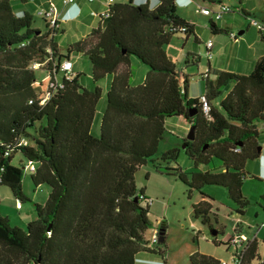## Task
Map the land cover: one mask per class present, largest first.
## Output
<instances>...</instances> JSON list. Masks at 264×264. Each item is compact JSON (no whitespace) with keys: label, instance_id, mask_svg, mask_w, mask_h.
<instances>
[{"label":"trees","instance_id":"1","mask_svg":"<svg viewBox=\"0 0 264 264\" xmlns=\"http://www.w3.org/2000/svg\"><path fill=\"white\" fill-rule=\"evenodd\" d=\"M182 9L177 0H159L153 7L148 0L114 3L104 27L94 28L62 54L55 40L61 28L51 27L40 15L45 24L41 29L32 12L17 14L12 0H0V186H8L16 200L30 201L37 214L23 228L12 226L0 212V264H137L141 252L161 253L158 262L168 264L165 250L150 248L144 237L151 226L150 205L136 184V172L150 159L164 162L157 169L164 167L168 175L181 179L189 197L193 190L209 196L202 188L218 185L236 203L234 211L245 213L250 204L243 192L246 165L259 157V127L264 122V55L249 74L219 71L213 79L206 78L211 111L205 115L198 97H189L184 68L177 67L165 49L175 35L197 40L195 25ZM260 14V20L251 18L263 35L264 9ZM209 24L218 32L214 20L209 18ZM72 51L89 58L93 86H83L80 73L67 78L61 71ZM133 57L147 68L137 85L131 83ZM200 60L190 54L184 65ZM33 63L48 73L42 95L36 91L35 84L42 83L36 81L39 68ZM59 74L60 84L50 87ZM106 75L112 80L97 122L102 96L97 82ZM217 97L218 104H212ZM174 116L195 125V137L161 150L166 120ZM180 148L192 161L189 172L178 164ZM30 162L32 183L49 187L44 203L24 190V167ZM198 204L194 216L207 223L208 211H200ZM158 233L163 246L166 227ZM257 249L255 238L248 241L242 264H251ZM220 263L198 252L190 256V264Z\"/></svg>","mask_w":264,"mask_h":264},{"label":"rangeland","instance_id":"2","mask_svg":"<svg viewBox=\"0 0 264 264\" xmlns=\"http://www.w3.org/2000/svg\"><path fill=\"white\" fill-rule=\"evenodd\" d=\"M54 1L57 6H60L59 0ZM101 1L102 0L98 2ZM221 1L229 4L232 11L225 13L220 20H214L216 24L225 27L227 30V32L217 34L212 32L208 17L195 13L196 4L194 2H186L185 9L188 10L191 20H193L195 24V31L201 43H195L193 36H190V41L184 46V50L189 48L194 49L195 47V50L201 49L200 52L202 56V62L199 67L189 66L188 68H184L190 81V96H199L201 93H204L206 79L200 76L198 68L206 73L208 70V60L211 61L213 67H222L230 61V58L236 61H238L239 58L246 59L245 62L249 63L250 67L244 74H249L253 70L255 59L264 55V39L261 37L258 28L254 25H250L249 22L250 18L253 16H256L257 20L261 19L260 12L264 9V0H241V3H239V0ZM34 2L39 8H42L47 6L48 0H34ZM94 3L97 2H92L90 0H74L72 3L65 6L63 10H59L60 15H63L61 19L62 28L55 35V39L58 43L60 53L68 54L71 45L85 38L84 34L87 30L91 29L90 24L96 27L99 25L98 18L92 15V13L98 12L97 6ZM198 3H200V5L204 4L202 1ZM13 4L14 10L17 13L16 1L13 0ZM237 7L241 9L244 7L249 13L248 18L244 16ZM32 14L34 15L35 25L41 29L45 28L44 20L38 14V11H32ZM243 22L247 23L246 27L242 26ZM225 23H232L234 25L230 28L227 27ZM249 25L250 28H248ZM240 30L248 31L245 33L246 41L242 50H240V52L238 50L237 52V50L233 48L235 41L229 37L228 31L235 32L237 37H239ZM209 39H211L214 44L210 57L205 53V45ZM183 41V36L175 35L170 43L165 46V49L173 57L177 67L180 68L184 67V62L182 61ZM256 51H258V54L251 56V53ZM70 55L74 72L80 73L81 84L89 87L93 86L95 83L91 76V63L89 58L84 53L78 51H72ZM32 66L34 69L39 68L38 64L33 63ZM146 73L147 68L133 57L131 83L133 85L140 84L144 80ZM37 77V83H42V85L35 84L36 91L39 95H42L49 81L48 73L44 66L37 69ZM61 77L62 74H59V79ZM213 78L214 75L212 73L209 79ZM48 98L49 94L46 93L41 103H44ZM220 99L221 97H217L212 101V104L214 102V104L217 105ZM105 102L106 94L105 91H103L97 106V122L100 119L102 110L105 108ZM181 121V118L178 116L166 120V137H168V140L167 142H162L161 150H165L162 148H164L166 143H169V147H176L174 146L176 140L173 136L171 137L169 131L177 134V126H179ZM188 133L189 130L186 135ZM28 142L30 143L29 140ZM178 147H180V143ZM158 156L159 154L154 158L156 159ZM18 159L19 155H16L14 162H18ZM177 161L186 172L193 169L191 159L181 148L178 152ZM159 162L164 164V162L160 160L156 162L150 159L136 172V184L139 189L142 188L145 191V197L150 201L149 220L151 226L144 233V237L148 240V246L150 248L155 250L158 247L163 248L168 264H190V256L197 252L213 256L220 261H232V252L234 249L230 240L232 226L233 224L235 225V222L241 220L246 229L252 230L253 234L257 236L259 250L263 255V259L257 258L255 264H264V225L262 224L264 221V176L257 179L254 176V170L256 169L252 170V166L259 163V174H262V170H264V154L254 160L248 161L246 165L247 173L244 180L243 192L249 199L250 204L243 215L234 211L237 205L228 197L224 187L206 185L202 188V191L213 198V200L203 198L198 190H193L191 197H189L188 186L175 175H168L164 167L157 169ZM172 164V166H177V162ZM23 185L25 192L32 197L34 201L39 203H44L46 201L49 187L45 184L36 187L31 181L30 170L27 167H24ZM196 203H199L198 208L200 211H208L207 223H203L200 216H194V204ZM0 212L3 216L9 218V222L12 226L23 228L27 223L35 220L37 217L34 206L30 201H23L22 206L17 207L16 198L13 196L10 188L5 185L0 186ZM256 213H258L257 216ZM163 226L166 227V243L161 246L158 242L153 243L152 239L153 235L157 233V241L159 240L158 232ZM236 227L235 230L237 231L239 228L238 226ZM213 228L219 230L217 235L211 234ZM250 236L251 235L246 234L249 241L251 240ZM139 257L151 258L158 261L162 260L161 253L157 252H141Z\"/></svg>","mask_w":264,"mask_h":264},{"label":"crops","instance_id":"3","mask_svg":"<svg viewBox=\"0 0 264 264\" xmlns=\"http://www.w3.org/2000/svg\"><path fill=\"white\" fill-rule=\"evenodd\" d=\"M13 1V0H12ZM14 1H16V6H17V13L19 14L21 11H23V10H28V11H30V12H32V11H37L38 9H39V7H38V5L37 4H34L35 2H34V0L32 1V0H25V2H22L21 0H14ZM49 1V0H48ZM54 3H55V1L54 0H52ZM60 1V6H57L58 8L60 7V9L59 10H63V8L65 7V6H63L62 5V1L61 0H59ZM99 0H94V1H92V2H97V3H94L96 6H97V9H98V12H101V11H103L105 8H106V5L101 1V2H98ZM125 1H127V0H114V3H118V2H125ZM136 3H141V2H144L145 0H134ZM158 1L159 0H148V2L150 3V5L153 7V6H155L157 3H158ZM184 4H186V2H187V0H181ZM200 1H202L204 4V6H213V5H211V3H209V2H207V1H205V0H193V2L196 4V6L197 5H200V3H198V2H200ZM239 3H241V0H239ZM56 4V3H55ZM57 5V4H56ZM13 7H14V4H13ZM195 9H196V7H195ZM242 9H244L246 12H247V10L244 8V7H242ZM180 13L185 17V18H187L191 23H193L194 24V22H193V20H191V17H190V14H189V12H188V10L187 9H185V8H183L181 11H180ZM195 13H196V11H195ZM248 13V12H247ZM197 14H199V13H197ZM244 15V14H243ZM244 16H246V15H244ZM62 17H63V15H60L59 16V20H60V22H61V27L60 28H62ZM247 18H248V16H247ZM98 20H99V25L98 26H102V27H104L105 26V24H106V21H102L101 19H99L98 18ZM208 20H209V18H208ZM250 22V21H249ZM246 22H243L242 23V26H244V27H246ZM195 25V24H194ZM225 25L227 26V27H233V25L234 24H232V23H225ZM250 25H252V24H250ZM250 25H249V27L248 28H250ZM90 26H91V29H89V30H87V32L84 34L85 35V37H87L90 33H91V31L94 29V28H97L95 25H91L90 24ZM216 27H217V31L218 32H214L213 30H212V32L213 33H221V32H227V30H226V28L225 27H222V26H219L218 24H216ZM246 31H248V30H240L239 31V34H240V36L239 37H237L236 39H232L231 37H230V33L232 32V31H228V35H229V37L233 40V41H235V43H234V49L235 50H237V52H238V50H239V52H240V50H242V48H243V46H244V44H245V41H246V38H245V33H246ZM194 32H195V34H196V31H195V28H194ZM196 37H197V40L195 41V38L193 37V39H194V41H195V43H197V44H199V43H201V41H200V39H199V37L197 36V34H196ZM261 37L264 39V35H262L261 34ZM262 39V40H263ZM56 40V39H55ZM209 40H211V39H209ZM189 41H190V36H187L186 38H184V41H183V56H182V61L184 62V58H185V56H189L190 54H192V55H199L200 56V62L199 63H197L196 65H188V66H186L185 67V65H184V67L183 68H188L189 66H198L199 67V65L201 64V62H202V56H201V52H200V50H195V47H194V49H192V48H189V49H186V50H184V46H186L188 43H189ZM208 41V40H207ZM58 44V43H57ZM59 47V46H58ZM214 48V44H213V46H212V48H211V50ZM258 49H261V48H258ZM206 50H207V48H206V45H205V53H206ZM60 51V50H59ZM168 52V51H167ZM168 54H169V52H168ZM258 54V51H256V52H252L251 53V56H254V55H257ZM170 55V54H169ZM171 56V55H170ZM248 56H250V55H248ZM263 56V55H262ZM261 57V56H260ZM260 57H258V58H260ZM70 58H71V55H70ZM171 58L173 59V57L171 56ZM252 58V57H251ZM258 58H256L255 59V61H254V64H255V62H256V60L258 59ZM174 60V59H173ZM192 60V59H191ZM245 60L246 59H240L239 58V60L238 61H236V60H233V58H230V61H228L226 64H224V66H212V63H211V61H209L208 60V62H207V65H208V74H209V76L207 77V78H209L210 77V74H212L213 73V75L215 76V73L216 72H219V71H230V72H234V73H239V74H244V73H246L245 71L246 70H248V68L250 67V64L249 63H246L245 62ZM132 63H133V59H132ZM198 70H199V72H200V74H204L205 72L202 70V69H199L198 68ZM77 72H74V70H73V74H76ZM206 79V78H205ZM111 80H112V75H106L103 79H101L100 81H98L97 82V84H98V86L101 88V90H102V92L103 91H105V94H106V92H107V90H108V87H109V85H110V82H111ZM188 80H189V78H188ZM83 86H86V85H84V84H82ZM86 87H89V86H86ZM189 87H190V81H189ZM188 91H189V88H188ZM204 93H205V91H204ZM202 94V93H201ZM189 97L190 98H195V97H198V95H193V96H190L189 95ZM179 118H181V123L179 124V126H177V134H174L173 132H171V131H169V133H170V135H171V137L173 136L174 137V139L176 140V143L174 144V146H176V147H178L179 146V143L182 141V139L183 138H185L187 135H186V133H187V131L188 130H190V125H189V123L188 122H186L182 117H180V116H178ZM260 127H261V129H260V131H261V136H259V139H258V141H259V143L261 144L259 147L260 148H258V150H259V157H260V155H262V154H264V124H260ZM259 127V128H260ZM167 130V129H166ZM167 140H168V137H166V141L165 142H167ZM162 144V143H161ZM167 148H170L169 147V143H166L165 144V146H164V148H162V149H167ZM258 163V162H257ZM260 165H259V163L258 164H256V165H253L252 166V170H254V169H256V170H254L255 172H254V176L257 178V179H260L261 177H263L264 176V170H262V174H259V172H260ZM144 193H145V191H144ZM208 195V194H207ZM203 198H208V199H210V200H213V198H211L210 196H205V197H203ZM263 208H264V206H263ZM239 214V213H238ZM37 215V214H36ZM241 215H243V214H241ZM258 215V213H256V216ZM37 218V217H36ZM263 225H264V221H263V223H262ZM236 226H238V230L236 231L235 230V227ZM237 228V227H236ZM219 231V230H218ZM236 233H238V234H244V235H246V234H249V235H251L250 236V239L252 240V239H256L257 240V236L255 235V234H253V232H252V230H247L246 229V227L243 225V223L241 222V220L240 221H237V222H235V225L233 224V226H232V235H231V239L230 240H232L233 239V236H235V234ZM246 233V234H245ZM257 242H258V240H257ZM231 245H233V243L231 242ZM233 247H234V249H233V252H232V255H233V257H234V252H235V248H236V246L235 245H233ZM257 253H258V255L254 258V259H252L251 260V264H255V260L257 259V258H259V259H263V255L261 254V252H260V250H259V244H258V249H257ZM215 258V257H214ZM217 259V258H216ZM219 260V259H218ZM222 261H225V260H222ZM264 261V260H263ZM227 262H230V261H227ZM152 263H159L158 262V260H154V259H149V258H146V257H141V259L137 262V264H152ZM259 264V263H258Z\"/></svg>","mask_w":264,"mask_h":264},{"label":"built area","instance_id":"4","mask_svg":"<svg viewBox=\"0 0 264 264\" xmlns=\"http://www.w3.org/2000/svg\"><path fill=\"white\" fill-rule=\"evenodd\" d=\"M61 1H62L63 6H67L70 3H72L74 0H61ZM90 1H94V0H90ZM102 2L106 5V8L101 12H94L92 13V15L101 19L102 21H105V19L109 16L110 7L114 4V0H102ZM195 11L196 13L206 16L212 20H220L225 13L232 11V8L229 4L220 2V3L214 4L213 6L197 5ZM38 13L39 15L44 16L47 19L51 27L57 28V29L61 27V22L59 20V16H60L59 8L52 0L48 1L46 7L39 8ZM250 24L256 26L257 28L259 27V24L253 18H250ZM230 37L232 39H236L237 35L235 34V32H231ZM212 46H213V42L211 40H208L206 42V48L208 50H211ZM210 55H211V52L207 53L208 57H210ZM34 64L39 65V63H34ZM60 69L61 71L65 73L67 78H70L71 75L73 74L72 60L66 59L62 61ZM207 77H208V72L202 74V78H207ZM55 83L60 84V79L55 78V81L51 82L49 86L54 87ZM47 94H49L50 96V91L47 92ZM198 99L201 103V108H202L203 113L205 115H209L211 111V102L209 101L206 93L200 94L198 96ZM261 124H264V122H262ZM23 143L26 144L27 140L23 139ZM25 167H27L30 171L34 169V165L31 162L26 164ZM146 201L150 204V201L147 198H146ZM16 206L17 207L22 206L21 200H16ZM248 241L249 240L246 237V235L241 234V233L240 234L236 233L235 236H233V239L231 240L233 245L236 246L232 261L230 262L221 261L220 264H242L243 263V252L248 244ZM152 242L153 243L157 242V233L153 235Z\"/></svg>","mask_w":264,"mask_h":264},{"label":"water","instance_id":"5","mask_svg":"<svg viewBox=\"0 0 264 264\" xmlns=\"http://www.w3.org/2000/svg\"><path fill=\"white\" fill-rule=\"evenodd\" d=\"M194 112H195V111H192L191 114L193 115ZM194 137H195V125H191L190 130H189V133L187 134L186 138L192 140V139H194ZM259 148H260V147H259ZM211 234H212V235H217L218 232H217L216 229L213 228V229L211 230ZM162 240H163V238L160 237V238H159V241H162Z\"/></svg>","mask_w":264,"mask_h":264},{"label":"clouds","instance_id":"6","mask_svg":"<svg viewBox=\"0 0 264 264\" xmlns=\"http://www.w3.org/2000/svg\"><path fill=\"white\" fill-rule=\"evenodd\" d=\"M187 1H189V2H193V0H187ZM177 3H178V5H179L180 7L185 8V6H186V4H184L181 0H177Z\"/></svg>","mask_w":264,"mask_h":264}]
</instances>
